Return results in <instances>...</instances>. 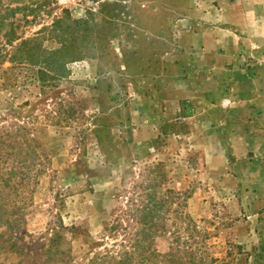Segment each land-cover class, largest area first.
I'll use <instances>...</instances> for the list:
<instances>
[{
    "label": "rangeland",
    "instance_id": "rangeland-1",
    "mask_svg": "<svg viewBox=\"0 0 264 264\" xmlns=\"http://www.w3.org/2000/svg\"><path fill=\"white\" fill-rule=\"evenodd\" d=\"M51 3L8 18L20 38L53 50L75 35L42 28L91 12L97 46L48 86L44 66L0 60V264H43L49 245L84 264L149 183L178 196L160 253L187 241L193 264H264V0Z\"/></svg>",
    "mask_w": 264,
    "mask_h": 264
},
{
    "label": "trees",
    "instance_id": "trees-1",
    "mask_svg": "<svg viewBox=\"0 0 264 264\" xmlns=\"http://www.w3.org/2000/svg\"><path fill=\"white\" fill-rule=\"evenodd\" d=\"M14 1L20 3L24 0ZM53 1L42 0L35 6L30 4L34 2L28 4L23 2L15 7L7 8L5 14L0 12V60L9 58V60L19 64L44 66L43 69L36 71L38 76L35 78L44 85H47L50 79H58V73L68 63L83 59L97 46V40L93 37L94 32H96L97 21L91 12H87L85 18L74 20L73 26H68L66 29L63 28L64 21L62 18H57L52 24L45 25L42 32L49 30L50 33L55 34L56 38L58 35H62L59 32L71 34L72 31L75 35L70 43L66 42L67 40L60 41V47L53 50L42 48L39 37L20 38L15 22L8 20V18L16 16L17 12L21 11L26 22H32L37 18L41 9L46 13L50 12ZM109 12L108 5L104 4L101 8V13L105 14L102 19L104 22L111 23L114 21L111 20L114 12L111 14ZM30 15H32L33 20H29ZM62 38L66 39L64 35ZM100 45V49L106 48L105 45L103 46L101 43ZM6 46L12 47L11 53L5 49ZM146 189H148L146 196H140L139 199L134 200L129 199L127 208L105 224L103 235L114 242L110 243L103 238L101 246H98L84 264H193L192 243L187 244V241H184L186 244L184 250L178 245L166 253H160L154 247L156 236L171 231L165 224V213L169 212L171 200L178 196L172 190H167L168 194L159 195L156 190H153L154 186L150 183ZM184 219L188 221L185 229L192 232L187 236V239H194L196 232L192 227L191 222L193 220L186 213ZM176 233H178L176 238L179 240L178 230ZM58 247V245H49L44 249L43 253L46 256L43 258V264H54L57 255L59 253L64 254ZM182 252L184 254H181ZM184 258L186 259L184 260ZM60 261L66 263L63 258Z\"/></svg>",
    "mask_w": 264,
    "mask_h": 264
},
{
    "label": "crops",
    "instance_id": "crops-1",
    "mask_svg": "<svg viewBox=\"0 0 264 264\" xmlns=\"http://www.w3.org/2000/svg\"><path fill=\"white\" fill-rule=\"evenodd\" d=\"M248 72L246 73V78L244 79V81H250V72L249 70H247ZM257 72V71H256ZM262 73H264V66H262V70H261ZM261 73V80L263 81L264 83V75ZM247 109L250 110V101L247 102Z\"/></svg>",
    "mask_w": 264,
    "mask_h": 264
}]
</instances>
